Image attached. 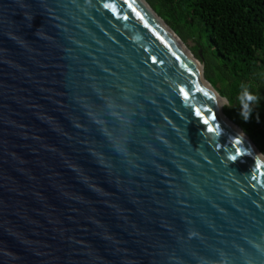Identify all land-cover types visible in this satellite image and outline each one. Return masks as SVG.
<instances>
[{
    "label": "water",
    "instance_id": "obj_1",
    "mask_svg": "<svg viewBox=\"0 0 264 264\" xmlns=\"http://www.w3.org/2000/svg\"><path fill=\"white\" fill-rule=\"evenodd\" d=\"M177 38L146 0H0V264H264V155Z\"/></svg>",
    "mask_w": 264,
    "mask_h": 264
},
{
    "label": "trees",
    "instance_id": "obj_2",
    "mask_svg": "<svg viewBox=\"0 0 264 264\" xmlns=\"http://www.w3.org/2000/svg\"><path fill=\"white\" fill-rule=\"evenodd\" d=\"M146 1L202 62L206 80L231 105L224 114L264 155V0ZM246 88L258 96L247 122L238 100Z\"/></svg>",
    "mask_w": 264,
    "mask_h": 264
},
{
    "label": "clouds",
    "instance_id": "obj_3",
    "mask_svg": "<svg viewBox=\"0 0 264 264\" xmlns=\"http://www.w3.org/2000/svg\"><path fill=\"white\" fill-rule=\"evenodd\" d=\"M238 100L240 103L239 115L245 122H247L254 110V106L258 101V96L246 88L243 93L239 95ZM222 104L224 106L231 107V105L228 104L226 100L223 101Z\"/></svg>",
    "mask_w": 264,
    "mask_h": 264
},
{
    "label": "rangeland",
    "instance_id": "obj_4",
    "mask_svg": "<svg viewBox=\"0 0 264 264\" xmlns=\"http://www.w3.org/2000/svg\"><path fill=\"white\" fill-rule=\"evenodd\" d=\"M188 48H189V46L187 45V44H185ZM190 46H194V47H199V49H200V52L202 53V50H201V48H200V45L197 43V41H196V39L195 40H191L190 41ZM190 49V48H189ZM192 52V51H191ZM200 61V60H199ZM201 64H202V62H200ZM203 65V64H202Z\"/></svg>",
    "mask_w": 264,
    "mask_h": 264
},
{
    "label": "bare ground",
    "instance_id": "obj_5",
    "mask_svg": "<svg viewBox=\"0 0 264 264\" xmlns=\"http://www.w3.org/2000/svg\"><path fill=\"white\" fill-rule=\"evenodd\" d=\"M178 39V38H177ZM180 42H181V40L180 39H178ZM181 44L185 47V49L186 50H189L188 49V47L183 43V42H181ZM191 53V52H190ZM192 54V53H191ZM222 101V100H221ZM225 118V117H224ZM226 119V118H225ZM227 120V119H226ZM230 122V121H229ZM231 123V122H230ZM232 124V123H231ZM233 125V124H232ZM235 126V125H234ZM236 127V126H235ZM237 128V127H236ZM239 131H240V129L239 128H237ZM240 133H241V131H240ZM242 134V133H241ZM243 135V134H242ZM244 136V135H243ZM245 137V136H244ZM245 139H246V137H245ZM247 140V139H246ZM248 141V140H247ZM249 142V141H248ZM252 146V145H251ZM253 147V146H252Z\"/></svg>",
    "mask_w": 264,
    "mask_h": 264
}]
</instances>
